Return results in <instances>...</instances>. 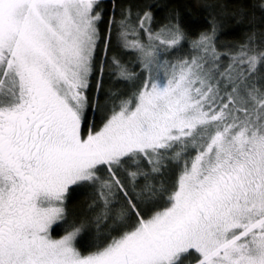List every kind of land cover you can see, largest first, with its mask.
I'll use <instances>...</instances> for the list:
<instances>
[{
    "label": "snow or ice",
    "instance_id": "6c2138e0",
    "mask_svg": "<svg viewBox=\"0 0 264 264\" xmlns=\"http://www.w3.org/2000/svg\"><path fill=\"white\" fill-rule=\"evenodd\" d=\"M100 5L0 0V264H264V40L221 52V19L190 37L130 8L102 37ZM114 27L140 72L114 55L133 91L102 109Z\"/></svg>",
    "mask_w": 264,
    "mask_h": 264
},
{
    "label": "trees",
    "instance_id": "16d2710c",
    "mask_svg": "<svg viewBox=\"0 0 264 264\" xmlns=\"http://www.w3.org/2000/svg\"><path fill=\"white\" fill-rule=\"evenodd\" d=\"M100 8L103 11V20L99 24L102 37L108 33V21L113 16L117 21L121 18L123 9H131L133 19L139 12L151 11L153 14L152 27L154 31L168 23L169 19H179L181 28L195 37L199 32L209 26V20L213 17L221 19L224 27L216 41L219 51L225 52L235 50L241 43L245 42L249 36L253 37L254 43L264 40V0H101ZM103 49V40L101 41ZM191 54L189 41H185L182 46H178L171 53L170 60L185 57ZM118 56L121 63L126 65L129 71L140 72L139 66L135 63V58L117 47V32L112 30L111 47L108 51V65L105 67L103 77V88L99 97L101 108L107 105L111 107V97L127 98L133 91L132 83L119 78V70L111 64L113 56ZM98 71L91 78V89L88 92L90 100L95 99L96 80ZM119 103V100L116 101ZM92 113H89L91 118ZM103 115L102 111L95 113L97 123ZM67 201V222L79 223L86 216H90L89 206L92 204V190L87 188L77 189L69 194ZM67 224H61L53 231V235L58 238L64 234ZM79 239V238H78ZM88 236L81 241L84 247L90 242Z\"/></svg>",
    "mask_w": 264,
    "mask_h": 264
},
{
    "label": "rangeland",
    "instance_id": "374dc122",
    "mask_svg": "<svg viewBox=\"0 0 264 264\" xmlns=\"http://www.w3.org/2000/svg\"><path fill=\"white\" fill-rule=\"evenodd\" d=\"M92 78V77H91Z\"/></svg>",
    "mask_w": 264,
    "mask_h": 264
}]
</instances>
